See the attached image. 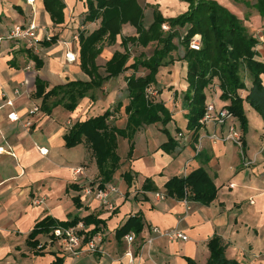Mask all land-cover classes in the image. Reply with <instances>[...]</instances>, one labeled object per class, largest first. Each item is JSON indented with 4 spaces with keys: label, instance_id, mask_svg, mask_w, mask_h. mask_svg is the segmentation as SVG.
Segmentation results:
<instances>
[{
    "label": "crops",
    "instance_id": "1",
    "mask_svg": "<svg viewBox=\"0 0 264 264\" xmlns=\"http://www.w3.org/2000/svg\"><path fill=\"white\" fill-rule=\"evenodd\" d=\"M63 1L64 22L56 24L43 0H0V149L3 148L0 151V264H188V258L207 264L208 243L216 236L223 240L227 258L239 264H264V121L259 115L262 125H247L246 129L238 126L243 135L245 160L253 162L250 166L243 164L239 149L231 142L214 143L206 139L202 151L196 155L198 140L192 139L193 132L188 129L190 109L185 96L189 83L185 61L186 71L179 82L182 91L178 87L176 65L161 67L157 84L153 85L156 100L161 98L171 115L172 120L166 126L169 134L158 123L141 127L131 141L124 137L117 139L120 166L110 183L118 188V193L112 195L114 211H107L93 197L85 195L83 187L102 180L96 159L85 140L68 148L64 137L74 124L107 111H114L109 123L125 129V107L129 103L127 79L135 71L129 69L91 90L73 112L58 106L50 115L45 113L41 109L42 99L35 97L37 78L48 85L47 91L70 81L90 82L91 78L81 69L80 44L74 36L82 31L90 34L100 27V20L85 22L86 0ZM138 2L144 9V20L145 12L152 16L149 24L144 21L145 28L154 21L155 8L166 19L176 18L189 9V4L182 0ZM31 21L39 26L41 51L36 56L43 63L39 70L25 42L8 39L16 26ZM259 33L260 36H255L260 40L259 58L264 61V33ZM55 36L56 42L44 43L48 37ZM135 36H138L136 29L127 24L115 45L104 46L96 61L102 75H106L105 65L114 53L124 52L122 38ZM128 47L131 58L127 66H131L136 56L147 48L137 49L131 44ZM176 53L181 55L183 51L174 53L178 57ZM68 55L73 60L69 61ZM143 71L139 69L137 75L143 76ZM18 88L21 94L17 96L14 91ZM166 88L171 90L167 99L163 96ZM247 94L240 91L243 99ZM7 99L13 100V107L5 106ZM35 106L40 111L33 114L31 110ZM244 110L246 116L256 115L247 102ZM10 113H15L18 120L10 121ZM181 132L185 136L180 139ZM213 133L225 136L227 127L211 124L201 128L198 136ZM171 138L176 147L168 152L164 145ZM131 145L133 152L129 156ZM79 167L84 172L75 181L74 169ZM199 169L207 172L215 187V198L210 204L191 201L188 207L181 200L167 196L166 184L172 178L186 177ZM146 180H151L154 191L143 188ZM158 193L166 198L159 200ZM135 215L141 217L144 227L138 235L131 232L136 238L129 244L126 236L120 238L117 231ZM47 217L59 222L87 218L86 236L101 234L103 253L73 257L56 249L38 251L30 244L29 236ZM154 228L163 233L178 230L188 240L157 236ZM48 234L38 235V242L45 241ZM150 239L152 244L148 243ZM128 251L134 255L133 263L125 255Z\"/></svg>",
    "mask_w": 264,
    "mask_h": 264
},
{
    "label": "trees",
    "instance_id": "2",
    "mask_svg": "<svg viewBox=\"0 0 264 264\" xmlns=\"http://www.w3.org/2000/svg\"><path fill=\"white\" fill-rule=\"evenodd\" d=\"M189 4V9L184 14L171 19H166L158 8L154 10V21L149 28L144 26V9L138 0H86V23H94L100 20V27L90 34L84 31L78 35L80 44V66L91 78L90 82L70 81L47 91L48 85L37 78V90L35 97L42 99L41 109L51 114L58 106H63L67 111L73 112L81 99L96 88H100L106 81L118 77L129 69L135 74L127 79L129 103L125 107L127 126L118 129L109 123L113 115L107 111L103 115L90 118L84 122H78L72 126L64 139L68 148H74L85 140L96 159L101 182L90 183L88 187L105 189L113 180V176L120 166V157L117 153V139L124 137L130 141L135 133L144 126L162 124L163 132L169 134L166 126L170 123L171 115L163 102L156 97L150 99L146 96V89L156 83V75L161 67L172 65L178 60L187 63V81L189 88L185 99L190 109L188 129L193 132L192 139L198 140L199 120L206 110L205 89L214 92L221 89V99L230 101L227 108L235 118H238L244 129L248 121L244 110V102L254 108L264 121V62L260 60L258 47L260 40L251 34L242 21L227 8L214 0H182ZM46 11L51 15L54 23L64 22L65 4L63 0H43ZM264 20V0H255L254 4L248 3ZM131 25L137 31L138 36L122 38L124 52L116 51L113 57L105 65L106 75L100 73L97 58L102 53L104 46H112L117 43L118 36L122 33L124 25ZM167 24L169 31H164L162 26ZM184 33L180 34V31ZM200 35L201 48L192 50V39ZM57 37H52L44 43L52 44ZM177 42V43H176ZM131 44L135 48H148L155 44L152 55L147 58L144 52L135 58L134 64L127 66L131 58L128 47ZM182 49L181 55L174 53ZM28 51H31L30 49ZM32 52V51H31ZM31 59L36 63V69H41L42 61L36 54H31ZM139 69H143L144 75L138 76ZM251 79L252 86L247 88L245 80ZM240 91H247L245 99ZM40 108V107H39ZM118 109L121 105L117 106ZM116 108V109H117ZM171 138L164 148L171 152L176 145ZM133 145L130 148V155ZM97 184V185H96ZM76 186H72V188ZM87 187H83L85 190ZM146 191H154L151 180H146L143 187ZM77 190H80L77 189ZM167 196L182 200L185 190H188L190 201H198L205 205L210 204L215 198V187L204 169L192 172L186 177H174L166 184ZM191 193L195 195L192 196ZM78 204V199L75 200ZM88 219L74 220L71 222H59L47 217L39 222L29 236L32 246L38 245L37 237L40 234H51L57 227H71ZM143 221L140 216L129 217L126 223L118 229L117 235L124 238L131 232L137 235L143 230ZM48 234V235H49ZM210 258L207 264H239L226 256L223 240L214 237L208 243ZM188 264H198L188 258Z\"/></svg>",
    "mask_w": 264,
    "mask_h": 264
},
{
    "label": "built area",
    "instance_id": "3",
    "mask_svg": "<svg viewBox=\"0 0 264 264\" xmlns=\"http://www.w3.org/2000/svg\"><path fill=\"white\" fill-rule=\"evenodd\" d=\"M162 29L164 31H169L170 27L167 24H164L162 26ZM38 30L39 26L36 24L35 21H31L28 24L25 25H18L16 26L8 36V39L14 40V41H24L27 45V48L30 49L35 54H39L41 51V40L38 38ZM51 37H48L47 40L49 41ZM75 40H78V35L74 36ZM190 48L195 51H199L201 48V38L196 35L191 43ZM71 56L68 55V60L71 61L73 58H70ZM29 69V68H28ZM24 85V84H22ZM15 95H20L21 90L18 88L14 91ZM156 91L152 86L148 87L146 89V96L148 99L156 96ZM2 97L6 98V95L3 94ZM5 106L13 107L14 102L11 99H7ZM40 111L39 106H35L31 112L38 113ZM8 119L10 121H16L18 120V117L15 113H10L8 115ZM215 125L217 127H227V134L225 136H219L216 133L213 134H203L199 137L197 142V148H196V155H199V153L202 151L204 142L206 139L210 140L211 142L217 143V142H231L240 151V154L242 155L243 164L245 166H250L253 162L251 160H245V148H244V141H243V135L241 131L239 130V127L237 123L235 122L234 115L225 107L221 108L220 110L217 109L215 104H208L206 106V110L202 118L199 120V125L201 128H205L208 125ZM28 126L31 125V123H27ZM184 133H180L178 137L184 138ZM0 151H3V148L0 149ZM42 154H46L42 149L40 150ZM188 166V164H187ZM84 172L83 167H79L74 169V180L78 181L80 175ZM85 195L88 197H93L96 201H98L101 206H103L107 211H114V203L112 201V195L114 193H118V188L115 185L109 184L106 186L105 189H95L91 187H87L84 190ZM188 190H185V196L181 200L186 206L189 207L190 204V197H189ZM156 197L159 200H164L166 198L165 194L158 193L156 194ZM86 226L83 222H79L75 226L71 227H57L55 228L51 234L48 235L45 241H41L37 245V250L40 252H47L51 251L53 249L59 250L60 252H63L64 254L73 256V257H79L80 255L84 253H91V254H100L103 253L101 249V243L103 241V237L101 234L94 235L92 237L86 236ZM153 233L157 236L167 237L171 240H183L187 241L188 237L183 234L182 232L178 230H172L170 232H161L158 228L153 229ZM136 238V235L134 233L128 234L125 239L126 241L131 244L134 242ZM153 239H150L148 241L149 244H152ZM127 257L130 258V263L134 262V255L131 251H128L125 254Z\"/></svg>",
    "mask_w": 264,
    "mask_h": 264
},
{
    "label": "rangeland",
    "instance_id": "4",
    "mask_svg": "<svg viewBox=\"0 0 264 264\" xmlns=\"http://www.w3.org/2000/svg\"><path fill=\"white\" fill-rule=\"evenodd\" d=\"M214 1H216L217 3L222 5L223 7L227 8L233 14L237 15V17L242 21L243 25L248 29V31L251 34H254L256 36H258V35L260 36L261 34L259 32L264 33V20L261 18L260 14L248 4V3L254 4L255 0H214ZM151 18H152V16H151L150 12L149 11L145 12V20H144L145 23L149 24V22L151 21ZM198 37H200V35H198ZM155 46H156L155 44H152L146 50H143V49L142 50H143V52L146 53L145 55L149 56V55H152V53L155 49ZM185 63L182 60H178L172 64L174 66L176 65L175 68H176L178 78H179L178 79V87L181 91H182V88H181V85L179 82L182 78V73L186 71V64ZM159 74H160V69L158 70V73L156 75V82L158 80ZM245 83H246L247 88L251 87L252 80L246 79ZM156 84L157 83H155L154 85H156ZM170 92H171V90L166 88L164 90V94H163L164 98L167 99L170 96ZM216 92L218 93L217 95H219L218 96L219 98L215 96L214 90L209 89V88L205 89V94L207 95V99H206L205 104L206 105L215 104L218 110H220L223 107L229 106L230 101H227V100L224 101L221 99V95H222L221 89H218V91H216ZM158 101H161V98H158ZM253 111L255 112L256 115H254V114L247 115L248 125H252L255 127L262 125L263 123H262L261 118L259 116L260 114L259 113L257 114L256 113L257 111L255 109ZM236 122H237L238 126H242L239 119H236ZM173 131H174L173 133H175L174 139L177 140V134H176L175 130H173ZM124 152H125V148H124Z\"/></svg>",
    "mask_w": 264,
    "mask_h": 264
}]
</instances>
